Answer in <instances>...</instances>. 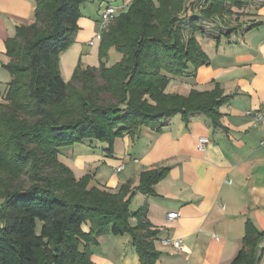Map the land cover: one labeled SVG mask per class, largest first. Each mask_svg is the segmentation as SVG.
Instances as JSON below:
<instances>
[{
	"label": "trees",
	"instance_id": "1",
	"mask_svg": "<svg viewBox=\"0 0 264 264\" xmlns=\"http://www.w3.org/2000/svg\"><path fill=\"white\" fill-rule=\"evenodd\" d=\"M207 1L202 18L241 5ZM85 2L35 0L34 22L17 27L5 43L10 81L0 104V264H91L86 248L108 233L128 235L139 263L155 264L157 232L146 218L147 206L131 213L129 205L135 192L153 196L168 169L146 170L135 188L127 181L112 192L95 186L89 175L76 179L59 153L88 139L107 145L111 156L115 139L133 140L141 129L161 133L176 115L187 122L202 114L216 128L219 108L230 100L218 85L186 96L165 92L169 78L208 63L195 38L201 31L183 42L177 22L181 12L190 15L185 0H133L101 34L99 67L78 63L64 82L59 55L73 43ZM111 49L121 59L107 68L103 61ZM263 235L247 223L243 248L231 264H258Z\"/></svg>",
	"mask_w": 264,
	"mask_h": 264
},
{
	"label": "crops",
	"instance_id": "2",
	"mask_svg": "<svg viewBox=\"0 0 264 264\" xmlns=\"http://www.w3.org/2000/svg\"><path fill=\"white\" fill-rule=\"evenodd\" d=\"M132 1L86 0L81 5L73 43L59 55L64 82L70 81L77 63L82 68L98 65L100 38L96 35L103 8L114 7L117 17ZM240 2L239 7L230 8L229 27L222 33L195 37L208 63L196 70L190 67L182 78H169L183 81L181 90L168 92V85L165 90L186 96L218 85L230 96L219 108V127L202 114L191 115L187 122L176 115L161 133L141 129L133 140L115 139L111 156L105 152L107 145L101 144L93 148L95 152L72 155L73 163L68 165L76 179L90 172L95 186L112 192L127 181L135 188L146 170L168 169L153 196L139 192L133 196L141 207L147 206L146 218L157 232L155 264H231L243 248L247 223L264 231V126L245 115L246 111L264 115V5ZM34 10L35 0H0V104L10 81L4 68L8 62L5 43L17 27L34 22ZM199 138L208 140L203 151L197 149ZM120 165L123 170L115 173ZM169 213L178 216L168 219ZM135 223L130 219L132 226ZM82 230L87 232V226ZM163 239L180 240L181 249L162 246ZM86 249L91 264H140L128 235L108 233ZM257 256L258 264H264V235Z\"/></svg>",
	"mask_w": 264,
	"mask_h": 264
},
{
	"label": "rangeland",
	"instance_id": "3",
	"mask_svg": "<svg viewBox=\"0 0 264 264\" xmlns=\"http://www.w3.org/2000/svg\"><path fill=\"white\" fill-rule=\"evenodd\" d=\"M104 1L108 2L109 0H104ZM153 1L157 4V0H153ZM185 1H186V11L189 8L188 10H189L190 15H189V17L184 18L183 16L185 15V13L181 12L178 16L179 21L177 22L178 27L181 30L183 42L188 40V38L190 37L193 30L201 31L206 36L212 37L214 35L222 33L224 28L229 27L228 26L229 22L227 19L228 14L222 13L221 15H217L216 17H213V18H202L200 16L201 11L204 8H206L208 5L207 0H192V1L191 0H185ZM81 8L82 7H80V9ZM212 19H214L216 22L215 21L210 22ZM191 20L192 21L194 20V21L192 22ZM189 23L191 24V26L193 25L191 28H189ZM196 37L201 38V34L198 32L196 34ZM224 39H225V36L222 37L221 41L224 42L225 41ZM120 59H121V55L116 50L111 49L108 52V58L103 61V64L105 65V67L109 68V67L113 66L115 63L119 62ZM77 65H78V63H77ZM99 65H100V63H99V59H98V65L95 68L99 67ZM83 67L86 68V66H83ZM182 85H185V83L183 81L178 80V79H171V81L168 82L167 91L168 92H174L176 90H181ZM98 145H101V144L97 143L93 140H88V139L83 140L82 142L77 143L70 148H65V149L61 150L59 153L58 159H59L60 163H62L63 165H65L69 169L68 165H71L73 163L72 159H71V158H73L72 155L75 156L77 154L82 155L83 153L87 154L88 152H95V151H93V150H95L93 148L98 146ZM62 154H64V155H62ZM65 156L68 158H66ZM90 165L92 166V168H94L93 164H90ZM87 175L93 177V174H91L90 172ZM140 207L141 206H140L139 202H137V200H133V198H132L130 205H129L130 212L134 213ZM131 220L133 221V218H131Z\"/></svg>",
	"mask_w": 264,
	"mask_h": 264
},
{
	"label": "built area",
	"instance_id": "4",
	"mask_svg": "<svg viewBox=\"0 0 264 264\" xmlns=\"http://www.w3.org/2000/svg\"><path fill=\"white\" fill-rule=\"evenodd\" d=\"M252 3L257 4V5H264V0H250ZM116 17V11L114 7L112 6H105L100 13L99 21H98V32H97V38H100L101 34L107 30L108 26L113 22V20ZM92 44V42H90ZM245 115L250 116L252 118V121L255 125H262L264 126V115H262L259 112H251V111H246ZM208 143V140L206 138H199L198 139V144H197V149L200 151H203L205 149L206 144ZM264 144V141H263ZM123 170V166H117L114 168L115 173H119ZM176 213H169L167 214L168 219H176L177 218ZM162 246L166 248H171V249H181V242L180 240L176 239H163L161 240Z\"/></svg>",
	"mask_w": 264,
	"mask_h": 264
}]
</instances>
